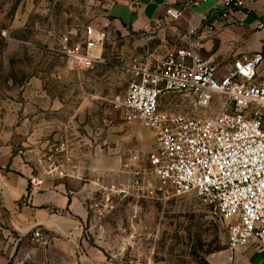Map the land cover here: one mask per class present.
Listing matches in <instances>:
<instances>
[{
    "label": "rangeland",
    "instance_id": "1",
    "mask_svg": "<svg viewBox=\"0 0 264 264\" xmlns=\"http://www.w3.org/2000/svg\"><path fill=\"white\" fill-rule=\"evenodd\" d=\"M109 6L108 0H0V189L14 172L30 181L20 208L37 196L36 210L78 222V259L237 264L227 224L213 209L195 195L159 191L147 165L155 136L128 121L118 106L135 60L160 61L184 47L168 40L167 26L139 33L124 28ZM87 26L107 38L100 62L81 70L62 43L65 36L81 41ZM161 104L177 113L193 111L180 94L166 95ZM223 104L217 100L203 114L217 116ZM51 194L77 198L86 217L48 206ZM2 206L0 190V264H53V234L40 226L17 233Z\"/></svg>",
    "mask_w": 264,
    "mask_h": 264
},
{
    "label": "built area",
    "instance_id": "2",
    "mask_svg": "<svg viewBox=\"0 0 264 264\" xmlns=\"http://www.w3.org/2000/svg\"><path fill=\"white\" fill-rule=\"evenodd\" d=\"M206 2L226 18L244 0H184L186 7ZM181 16L180 10L167 11L171 21ZM106 38L105 31L87 26L77 43L64 37L63 53L79 69H93ZM263 62L264 55L255 53L224 68L202 59L189 41L160 61L135 60L118 106L128 121L155 136L147 165L159 191L197 196L227 224L233 249L254 246L264 253V82H257ZM177 94L191 101V113L163 108L162 99ZM217 100L224 102V111L203 114Z\"/></svg>",
    "mask_w": 264,
    "mask_h": 264
},
{
    "label": "crops",
    "instance_id": "3",
    "mask_svg": "<svg viewBox=\"0 0 264 264\" xmlns=\"http://www.w3.org/2000/svg\"><path fill=\"white\" fill-rule=\"evenodd\" d=\"M109 15L113 21L134 33L152 27L168 28L169 41L186 48L189 41L197 44V52L204 60L228 67L236 58L262 53L264 55V0H244L240 9L224 18L222 11L213 8V2L186 7L184 0H108ZM174 8L182 11L177 21L167 17ZM194 34L190 35V31ZM257 82H264V62L258 70ZM1 187L3 211L11 228L25 235L35 227H43L53 234L50 253L53 264H95L87 254L76 257L81 243L79 223L68 215H50L49 210H36L37 196L28 206L20 208L19 201L26 194L30 181L14 172L7 173ZM45 204L58 210L72 211L81 219L87 211L77 198L61 194L46 195ZM46 210V211H45ZM237 264H264V253L254 246L236 248ZM91 254V253H89ZM93 255V254H92ZM96 258V255L92 256ZM98 264H103L96 258ZM80 261V262H74ZM96 263V264H97Z\"/></svg>",
    "mask_w": 264,
    "mask_h": 264
}]
</instances>
